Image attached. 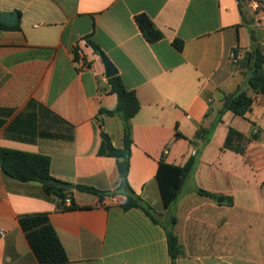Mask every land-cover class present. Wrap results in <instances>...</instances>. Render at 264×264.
I'll return each mask as SVG.
<instances>
[{
	"label": "crops",
	"instance_id": "obj_1",
	"mask_svg": "<svg viewBox=\"0 0 264 264\" xmlns=\"http://www.w3.org/2000/svg\"><path fill=\"white\" fill-rule=\"evenodd\" d=\"M2 12H15L18 28L0 27V148L49 157L50 177L74 185L79 208L61 210L39 182L0 168V264H39L17 219L42 213L65 251L62 264H171L166 228L183 250L175 264H264V94L251 93L244 65L253 45L264 55V0H0ZM139 14L161 39L144 38ZM89 42L139 102L128 121L127 183L157 222L122 209L116 160L99 153L101 133L122 147L123 121L99 113L117 97ZM240 91L252 98L245 116L220 113L224 97ZM199 128L211 129L204 145ZM229 128L248 139L242 155L223 148ZM191 156L193 172L165 207L158 163L183 166Z\"/></svg>",
	"mask_w": 264,
	"mask_h": 264
},
{
	"label": "trees",
	"instance_id": "obj_2",
	"mask_svg": "<svg viewBox=\"0 0 264 264\" xmlns=\"http://www.w3.org/2000/svg\"><path fill=\"white\" fill-rule=\"evenodd\" d=\"M138 28L144 38L153 43L161 39V33L153 26L152 22L144 14L135 17ZM0 27L9 28L0 23ZM12 28H18L14 25ZM95 53H99V47L92 42L88 43ZM173 45L177 50L182 49L181 41H174ZM244 65L248 68L249 77L247 80L248 88L252 94H264V55L260 48L253 45L245 56ZM109 89L117 97V103L113 110L107 111L99 109V113L108 116L119 115L123 121V144L121 148L114 147L109 137L101 133L102 143L100 154L115 158L116 167L119 176L117 190L122 191L125 199L121 204L123 210L137 208L142 210L153 222H157L155 212L150 205L144 202L139 196H136L130 190L127 183V174L129 169L130 155V130L128 121L139 110V102L133 91L127 90L121 79L115 75L108 79ZM252 98L245 91L234 94H228L223 99V107L220 113L230 111L236 116L244 117L250 110ZM211 129L199 128L195 136L206 144L209 140ZM254 134L251 138H254ZM247 138L232 128L228 129L227 136L223 143V148L231 150L237 154L244 153V144ZM196 156H191L183 166L166 164L163 161L158 163L156 171V180L158 183L161 198L165 207L176 200L179 192L185 184L187 178L195 168ZM50 159L47 156L32 154L7 148H0V168L8 176L20 182H39L47 194H54L59 199L58 207L63 210H73L79 206L68 194L70 191L57 188L49 180ZM78 190L95 194L102 200L103 195L95 189L86 186H76ZM198 194L215 198V195L202 189H196ZM70 201L65 206L66 200ZM18 223L25 238L35 255L39 264H62L67 261L65 251L51 226L48 215L32 214L18 217ZM167 247L171 257V264H175V258L183 255V250L178 242L177 236L170 228H166Z\"/></svg>",
	"mask_w": 264,
	"mask_h": 264
},
{
	"label": "water",
	"instance_id": "obj_3",
	"mask_svg": "<svg viewBox=\"0 0 264 264\" xmlns=\"http://www.w3.org/2000/svg\"><path fill=\"white\" fill-rule=\"evenodd\" d=\"M15 21H16V13L15 12H12V13L2 12V13H0V23L7 25V26H12V25H14ZM98 55L102 61L103 67H104L105 77L111 78V77L115 76L117 73V70L114 67V65L112 64V62L108 59V57L102 51H100L98 53ZM49 182L52 185H54L55 187L62 188L65 190H71L74 188L73 184L63 183V182H60V181H57L54 179H50ZM222 201H223L222 197L217 198L218 203H221Z\"/></svg>",
	"mask_w": 264,
	"mask_h": 264
},
{
	"label": "built area",
	"instance_id": "obj_4",
	"mask_svg": "<svg viewBox=\"0 0 264 264\" xmlns=\"http://www.w3.org/2000/svg\"><path fill=\"white\" fill-rule=\"evenodd\" d=\"M258 7H259V4L257 3V2H253V4H252V8L254 9V10H256V9H258ZM228 59H229V61L231 62V63H233V64H236L237 63V57H236V55H235V53L233 52V51H230L229 52V54H228ZM87 67V65L85 64V63H81V68L82 69H85ZM66 202H67V200H66ZM4 235V232H3V230H1L0 229V237H2Z\"/></svg>",
	"mask_w": 264,
	"mask_h": 264
},
{
	"label": "rangeland",
	"instance_id": "obj_5",
	"mask_svg": "<svg viewBox=\"0 0 264 264\" xmlns=\"http://www.w3.org/2000/svg\"><path fill=\"white\" fill-rule=\"evenodd\" d=\"M69 195V194H68Z\"/></svg>",
	"mask_w": 264,
	"mask_h": 264
}]
</instances>
